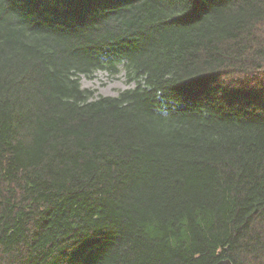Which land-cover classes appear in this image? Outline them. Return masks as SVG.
Returning a JSON list of instances; mask_svg holds the SVG:
<instances>
[{
    "label": "trees",
    "instance_id": "trees-1",
    "mask_svg": "<svg viewBox=\"0 0 264 264\" xmlns=\"http://www.w3.org/2000/svg\"><path fill=\"white\" fill-rule=\"evenodd\" d=\"M224 259L264 264V0H0V264Z\"/></svg>",
    "mask_w": 264,
    "mask_h": 264
},
{
    "label": "rangeland",
    "instance_id": "rangeland-1",
    "mask_svg": "<svg viewBox=\"0 0 264 264\" xmlns=\"http://www.w3.org/2000/svg\"><path fill=\"white\" fill-rule=\"evenodd\" d=\"M81 85L83 88L91 89L96 95L117 96L122 90L134 87L124 73L113 76L105 71H97L92 76H82Z\"/></svg>",
    "mask_w": 264,
    "mask_h": 264
},
{
    "label": "snow or ice",
    "instance_id": "snow-or-ice-1",
    "mask_svg": "<svg viewBox=\"0 0 264 264\" xmlns=\"http://www.w3.org/2000/svg\"><path fill=\"white\" fill-rule=\"evenodd\" d=\"M190 3L192 4L193 13L197 12L199 10L200 0H190Z\"/></svg>",
    "mask_w": 264,
    "mask_h": 264
},
{
    "label": "water",
    "instance_id": "water-1",
    "mask_svg": "<svg viewBox=\"0 0 264 264\" xmlns=\"http://www.w3.org/2000/svg\"><path fill=\"white\" fill-rule=\"evenodd\" d=\"M216 264H233V262L230 259H224V260L219 261Z\"/></svg>",
    "mask_w": 264,
    "mask_h": 264
}]
</instances>
